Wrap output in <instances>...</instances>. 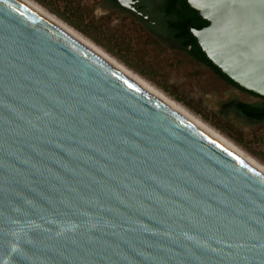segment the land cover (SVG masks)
I'll list each match as a JSON object with an SVG mask.
<instances>
[{
    "label": "water",
    "instance_id": "obj_1",
    "mask_svg": "<svg viewBox=\"0 0 264 264\" xmlns=\"http://www.w3.org/2000/svg\"><path fill=\"white\" fill-rule=\"evenodd\" d=\"M184 3L203 59L264 98V0ZM0 264H264V174L0 0Z\"/></svg>",
    "mask_w": 264,
    "mask_h": 264
},
{
    "label": "rangeland",
    "instance_id": "obj_2",
    "mask_svg": "<svg viewBox=\"0 0 264 264\" xmlns=\"http://www.w3.org/2000/svg\"><path fill=\"white\" fill-rule=\"evenodd\" d=\"M264 165V120L252 121L232 109L234 101L263 99L230 85L206 65L193 61L170 41L103 0H33Z\"/></svg>",
    "mask_w": 264,
    "mask_h": 264
},
{
    "label": "bare ground",
    "instance_id": "obj_3",
    "mask_svg": "<svg viewBox=\"0 0 264 264\" xmlns=\"http://www.w3.org/2000/svg\"><path fill=\"white\" fill-rule=\"evenodd\" d=\"M34 12L38 13L66 33H68L70 36L87 46L89 49L100 55L102 58L107 60L109 63L114 65L116 68L124 72L126 75L131 77L133 80L138 82L140 85L145 87L147 90L155 94L157 97L162 99L164 102H166L168 105H170L172 108L177 110L179 113H181L183 116H185L187 119H189L191 122H193L195 125H197L200 129H202L204 132H206L208 135L228 147L230 150L235 152L237 155H239L241 158H243L245 161H247L250 165H252L254 168H256L258 171H260L262 174H264V165L243 152L239 147H237L233 142H231L229 139L224 137L221 133H219L217 130L203 122L199 117L194 115L192 112H190L187 108H185L183 105L178 103L177 101L170 98L168 95L163 93L160 89L146 81L144 78L133 72L131 69L127 68L125 65L120 63L118 60H116L114 57L109 55L107 52H105L102 48H100L98 45H96L93 41L79 33L77 30L69 26L67 23L59 19L54 14L48 12L46 9L41 7L39 4L34 2L33 0H18Z\"/></svg>",
    "mask_w": 264,
    "mask_h": 264
},
{
    "label": "flooded vegetation",
    "instance_id": "obj_4",
    "mask_svg": "<svg viewBox=\"0 0 264 264\" xmlns=\"http://www.w3.org/2000/svg\"><path fill=\"white\" fill-rule=\"evenodd\" d=\"M103 1L109 2L111 6L116 7L117 9L129 14L132 18L142 23L143 27H146V30H148V32L151 33L152 35L157 36L161 39L170 41L173 45L178 47L180 50L185 51L193 61L209 67L205 62L199 60L197 57L190 54V51L193 49L191 45H188L186 47L181 46L180 42L174 39L175 35L181 32L180 26L173 27V28L168 27V18H171L173 22H176V20L178 21V19H180L181 15L183 16L190 15V12L185 9V7L182 5L180 0H178L176 4L174 3L171 6L174 12L171 14V17H167L166 14H164V9H165L167 0H131V2L128 5L133 10L118 6L114 2V0H103ZM137 13H139L140 15H137ZM199 24L201 23L196 22V25H199ZM204 26L205 25H200V27L196 29H199ZM186 31H187V27H186ZM180 39L185 40L186 39L185 35H180ZM193 46L194 48H196L194 43H193ZM241 91H244V90H241ZM240 103H249V102H244V101H234L233 102V104L235 105H238ZM249 104H254V103H249ZM259 104L261 103H258L257 105Z\"/></svg>",
    "mask_w": 264,
    "mask_h": 264
},
{
    "label": "trees",
    "instance_id": "obj_5",
    "mask_svg": "<svg viewBox=\"0 0 264 264\" xmlns=\"http://www.w3.org/2000/svg\"><path fill=\"white\" fill-rule=\"evenodd\" d=\"M177 2H178V0H167L166 1L164 14H166L167 17H171V14L174 13L171 6L174 3L176 4ZM180 2L185 7V9L190 12V15L189 16L181 15L180 19H178V21L176 20V22H173V20L171 18H168V27L169 28L170 27L171 28L179 27V26L181 27V32L179 34H176L174 39L178 40L180 42L181 46L186 47L188 45H191L193 49L190 51V54L197 57L199 60L205 62L216 74H218L221 78H223L205 59H203L200 52L196 48H194L193 40L191 39L190 35L186 31L187 26L198 28V27H200V25H206L207 23L205 21L199 19L198 17H196L194 10L190 9L184 3V0H180ZM196 22H200L201 24L196 25ZM180 35H185L186 39L185 40L180 39ZM223 79L226 80L225 78H223ZM226 81L229 84H231L232 86L238 88L236 85L232 84L228 80H226ZM238 89H240V88H238ZM262 99H263V103H261L259 105L249 104V103H240L238 105L233 104L232 109L234 111H236L237 113H239L242 117L248 118V119L255 121V122H260V121L264 120V98H262Z\"/></svg>",
    "mask_w": 264,
    "mask_h": 264
}]
</instances>
